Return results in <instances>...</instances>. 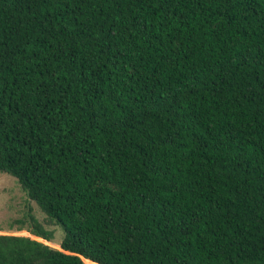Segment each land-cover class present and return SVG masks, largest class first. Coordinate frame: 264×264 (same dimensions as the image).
Masks as SVG:
<instances>
[{"label": "trees", "instance_id": "1", "mask_svg": "<svg viewBox=\"0 0 264 264\" xmlns=\"http://www.w3.org/2000/svg\"><path fill=\"white\" fill-rule=\"evenodd\" d=\"M0 172V264H264V0H0Z\"/></svg>", "mask_w": 264, "mask_h": 264}, {"label": "rangeland", "instance_id": "2", "mask_svg": "<svg viewBox=\"0 0 264 264\" xmlns=\"http://www.w3.org/2000/svg\"><path fill=\"white\" fill-rule=\"evenodd\" d=\"M28 208L40 222L45 224L46 228L52 230L50 241L35 237L25 230L16 231L14 229L13 220L19 218ZM10 226L12 227L10 228ZM0 233L29 236L56 249H59L58 243L62 236L60 228L46 220L35 203L28 199L20 189L15 178L3 172H0Z\"/></svg>", "mask_w": 264, "mask_h": 264}]
</instances>
